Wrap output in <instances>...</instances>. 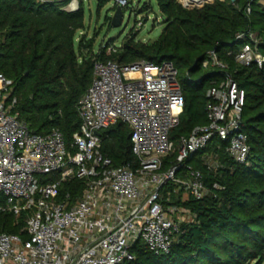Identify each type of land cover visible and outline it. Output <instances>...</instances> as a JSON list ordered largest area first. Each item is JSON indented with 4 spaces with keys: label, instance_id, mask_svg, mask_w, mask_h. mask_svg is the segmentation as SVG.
I'll return each instance as SVG.
<instances>
[{
    "label": "built area",
    "instance_id": "1",
    "mask_svg": "<svg viewBox=\"0 0 264 264\" xmlns=\"http://www.w3.org/2000/svg\"><path fill=\"white\" fill-rule=\"evenodd\" d=\"M216 1L182 4L194 9ZM252 40L235 59L263 67L264 55ZM121 48L111 44L107 54ZM94 63L93 83L78 105L75 151L59 130L36 133L19 120L12 81L0 73V213L17 220L25 215L20 233H0V264H124L135 260L131 249L140 240L155 254L168 253L181 230L180 210L192 212L165 201L173 192L195 199L210 192L202 171L186 166L188 160L220 138L231 158L248 163L250 145L242 129L246 92L230 75L208 91V123L177 145L171 132L185 99L172 61ZM210 64L225 67L215 53L204 62ZM119 122L130 130L135 166L116 167L103 152V133ZM174 154L175 164L166 167L165 159ZM211 154L203 160L216 169L210 159L217 156ZM76 179L83 182L81 195L61 196L62 185ZM168 184L175 188L165 195Z\"/></svg>",
    "mask_w": 264,
    "mask_h": 264
},
{
    "label": "trees",
    "instance_id": "2",
    "mask_svg": "<svg viewBox=\"0 0 264 264\" xmlns=\"http://www.w3.org/2000/svg\"><path fill=\"white\" fill-rule=\"evenodd\" d=\"M97 1L99 13L110 3ZM156 2L165 25L158 39L147 44L129 37L118 53L108 55L109 42L96 50V38L85 33L84 0L76 10L65 8L70 0H0V73L12 81V95L18 100L14 111L31 131L59 130L75 151L73 136L81 125L78 105L93 83L94 59L123 65L142 59L155 64L172 61L185 99L180 123L171 132L179 145L196 126L208 123V91L230 75L246 92L242 129L250 145L248 163L236 162L227 153V144L214 138L186 163L202 171L209 194L183 201L182 194L173 192V184L165 190V195L173 192L165 204L188 208L195 220L182 223L168 253L155 254L140 240L131 249L135 260L124 264H262L264 66L240 64L234 53L245 43L254 44L253 34L264 36V8L259 0L216 1L195 9L178 0ZM151 11V5L140 9L141 14ZM257 45L264 55V39ZM213 53L225 67L204 66ZM103 136V152L114 166H135L130 130L124 123L111 126ZM206 153L216 154L219 168L204 163ZM176 160L177 154L166 158V167ZM82 190L83 182L76 179L64 183L60 195L70 191L77 198ZM24 219L25 215L17 220L12 213H0V233H20Z\"/></svg>",
    "mask_w": 264,
    "mask_h": 264
},
{
    "label": "rangeland",
    "instance_id": "3",
    "mask_svg": "<svg viewBox=\"0 0 264 264\" xmlns=\"http://www.w3.org/2000/svg\"><path fill=\"white\" fill-rule=\"evenodd\" d=\"M80 1L81 0H70L69 5L65 8L67 10L75 8L76 10L80 5ZM178 1L183 3L182 0ZM259 3L262 4L264 8V0H259ZM84 4L86 8L87 26L85 33L90 38H96V50H98L105 42L122 47L129 37H135L139 42L150 44L158 39L165 27L163 23V15L159 10L156 0H110V3H108L100 13L97 12V0H84ZM119 5H122L124 9L123 15H125L123 16L122 26L114 27L112 25V20ZM144 5L152 6V11L149 14L140 13V9ZM145 18L147 20H145ZM252 37L255 41H260L261 38L264 39V36H261L258 32L253 34ZM217 163V158L215 159V157H212L210 159V164L216 165V169L219 168ZM187 198V195L182 196L183 201H186ZM179 217L182 223H189L195 220V215L188 212V210L184 211L181 209ZM250 264H255V262H251ZM262 264H264V262Z\"/></svg>",
    "mask_w": 264,
    "mask_h": 264
},
{
    "label": "water",
    "instance_id": "4",
    "mask_svg": "<svg viewBox=\"0 0 264 264\" xmlns=\"http://www.w3.org/2000/svg\"><path fill=\"white\" fill-rule=\"evenodd\" d=\"M238 0H231V2L233 4H235ZM123 9L122 7H119L117 10H116V14L112 20V25L114 27H121L122 26V23H123Z\"/></svg>",
    "mask_w": 264,
    "mask_h": 264
},
{
    "label": "bare ground",
    "instance_id": "5",
    "mask_svg": "<svg viewBox=\"0 0 264 264\" xmlns=\"http://www.w3.org/2000/svg\"><path fill=\"white\" fill-rule=\"evenodd\" d=\"M182 1H184V0H182ZM188 2H193V3H197L199 0H187ZM199 4H201V3H199ZM75 5V4H74Z\"/></svg>",
    "mask_w": 264,
    "mask_h": 264
}]
</instances>
